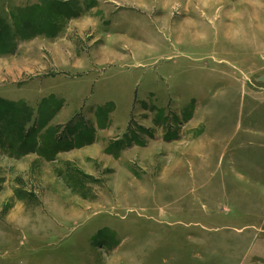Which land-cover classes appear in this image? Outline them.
Masks as SVG:
<instances>
[{"label":"rangeland","instance_id":"rangeland-1","mask_svg":"<svg viewBox=\"0 0 264 264\" xmlns=\"http://www.w3.org/2000/svg\"><path fill=\"white\" fill-rule=\"evenodd\" d=\"M0 264H264V0H0Z\"/></svg>","mask_w":264,"mask_h":264},{"label":"bare ground","instance_id":"bare-ground-1","mask_svg":"<svg viewBox=\"0 0 264 264\" xmlns=\"http://www.w3.org/2000/svg\"><path fill=\"white\" fill-rule=\"evenodd\" d=\"M137 46V45H136ZM139 48V47H138Z\"/></svg>","mask_w":264,"mask_h":264},{"label":"crops","instance_id":"crops-1","mask_svg":"<svg viewBox=\"0 0 264 264\" xmlns=\"http://www.w3.org/2000/svg\"><path fill=\"white\" fill-rule=\"evenodd\" d=\"M66 95V94H65Z\"/></svg>","mask_w":264,"mask_h":264}]
</instances>
